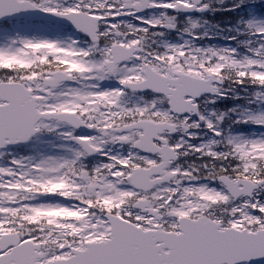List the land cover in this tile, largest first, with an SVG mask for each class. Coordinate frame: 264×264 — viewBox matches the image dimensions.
<instances>
[{"label": "snow or ice", "instance_id": "obj_1", "mask_svg": "<svg viewBox=\"0 0 264 264\" xmlns=\"http://www.w3.org/2000/svg\"><path fill=\"white\" fill-rule=\"evenodd\" d=\"M246 7L0 0V264H264V6L202 43Z\"/></svg>", "mask_w": 264, "mask_h": 264}, {"label": "flooded vegetation", "instance_id": "obj_2", "mask_svg": "<svg viewBox=\"0 0 264 264\" xmlns=\"http://www.w3.org/2000/svg\"><path fill=\"white\" fill-rule=\"evenodd\" d=\"M222 3H230L231 0H221ZM262 3V5L264 6V0H247V7L246 10L244 12H240L238 10L237 13H232V12H219L217 13L215 16H211L209 14V19H213L216 22H219V24L221 25V29H223L224 31L227 30V26L229 24H234L235 23V19L237 17V15H246L248 13H258V5H255L254 3ZM208 41V40H207Z\"/></svg>", "mask_w": 264, "mask_h": 264}, {"label": "rangeland", "instance_id": "obj_3", "mask_svg": "<svg viewBox=\"0 0 264 264\" xmlns=\"http://www.w3.org/2000/svg\"><path fill=\"white\" fill-rule=\"evenodd\" d=\"M211 31L214 33V38H216L215 36H218V37H220L218 39H221L222 38V40H224V41L227 40V39H225V37H227V35L222 34V36H220L219 33L222 32V30L213 28ZM213 44H217V45H221V46H224L225 45L222 41H221V44H219L218 41H215V43H213ZM225 103L227 104V107H228V106H231L232 101H225ZM239 127H241V126H235L233 128V130L234 131H237V130H239ZM246 127L251 128V126H246ZM45 140H49V139H46L45 138ZM35 148L38 149V150H42V151H48V152H52L53 151V149L51 148V146H48L47 147L46 144H40V143H37V142H35Z\"/></svg>", "mask_w": 264, "mask_h": 264}]
</instances>
